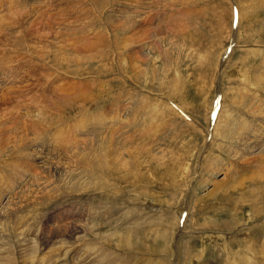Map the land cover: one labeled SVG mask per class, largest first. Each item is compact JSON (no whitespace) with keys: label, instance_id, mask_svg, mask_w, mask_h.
<instances>
[{"label":"rangeland","instance_id":"rangeland-1","mask_svg":"<svg viewBox=\"0 0 264 264\" xmlns=\"http://www.w3.org/2000/svg\"><path fill=\"white\" fill-rule=\"evenodd\" d=\"M114 1L100 17L95 0L36 8L30 32L52 26L79 50L41 48L48 59L3 33L37 5L0 3V90L13 91L1 109L17 107L39 143L82 110L106 119L62 132L45 160H70L52 177L36 165L6 197L17 212L0 222V264H264V0Z\"/></svg>","mask_w":264,"mask_h":264},{"label":"bare ground","instance_id":"bare-ground-1","mask_svg":"<svg viewBox=\"0 0 264 264\" xmlns=\"http://www.w3.org/2000/svg\"><path fill=\"white\" fill-rule=\"evenodd\" d=\"M238 1V0H237ZM2 2V0H0V3ZM33 3H35L37 5V7L35 6H29V7H26V6H23V12H21V18L20 20L17 22V21H14V22H11V23H8L6 24V20L4 21L5 22V26H4V29H3V33H4V37H6L7 39H12L11 40V44L8 42V44L10 46H12L13 48L15 47L16 50L18 49H28L30 51V49L32 48L34 50V52L41 56V57H47V59L49 58V54L51 55H55L57 56V51L59 52H64V53H67V48H69L72 44V41L70 42V46L68 43H60V41L62 42V40L60 39L59 41H57V39L59 38H63V33L62 31L58 30V32H61V36L60 33H55V31L52 29V26H49L51 28H48V31H44L43 34H37L39 33L38 32H34L36 33L37 37L34 35V37H36V41L34 42L33 38L32 39H28L27 37L31 38L33 37V34L32 33L33 31L30 29V27L32 26V21H31V14L35 12L36 8H40V6H49V9L51 7V4H53L55 2L52 3V0H32ZM31 2V3H32ZM67 2V1H66ZM80 2V1H79ZM110 2V4H109ZM114 0H95V3L101 8V10L99 8H95L94 11L97 12L98 16L100 14V16H102L104 13L106 16H110V14L108 13V11H104L102 12V4L104 5H113L114 4ZM63 3V2H62ZM68 3V2H67ZM94 3V2H93ZM77 4V3H76ZM90 4V3H89ZM78 5V4H77ZM82 7V5L84 4H81L79 3V7ZM96 5V6H97ZM242 5V4H241ZM59 6V5H58ZM63 6V5H62ZM74 6V5H73ZM94 6V5H93ZM21 7V6H20ZM60 7V6H59ZM65 7V6H64ZM76 7V5H75ZM112 8V6L110 7ZM121 8V7H120ZM82 8H80L79 10V14H81ZM42 10V9H41ZM116 10V9H115ZM121 9L117 10L116 12H121L120 11ZM47 12V11H46ZM84 12V11H83ZM240 15H242V11L240 10ZM44 13V12H43ZM56 13V12H55ZM133 13V12H132ZM131 13V14H132ZM79 14L77 16H79ZM125 14H128V13H125ZM34 15V14H33ZM52 15V14H50ZM92 15V14H91ZM104 15V16H105ZM99 16V17H100ZM105 16V17H106ZM112 16V15H111ZM115 16V15H114ZM130 16V17H129ZM128 17L129 18H125L126 22L123 23L124 26L126 27L127 24H129V20L131 21V18L133 19L135 16L133 15H129ZM244 16V15H243ZM51 17V16H50ZM80 17V16H79ZM41 18V16H40ZM65 18V17H64ZM102 18V17H101ZM100 18V19H101ZM55 19V18H54ZM104 19V18H103ZM122 19V18H121ZM34 20V19H33ZM74 20V19H73ZM81 20V18L79 19ZM78 20V21H79ZM58 22V21H56ZM84 22V21H83ZM65 23V22H64ZM51 24V23H50ZM61 25V23H59ZM8 25V26H7ZM101 25V24H100ZM131 25V24H130ZM66 26V25H65ZM59 27V25H58ZM58 29V28H57ZM55 28V30H57ZM32 32H30V31ZM84 30V29H83ZM68 32V31H66ZM58 34L59 38H57L58 36H56ZM65 34V33H64ZM67 34V33H66ZM65 36V35H64ZM66 37V36H65ZM64 37V39H66ZM69 37V36H67ZM91 37V36H90ZM1 39L3 38L0 37ZM63 39V40H64ZM69 40V39H68ZM1 41V40H0ZM4 40L1 41V43H3ZM6 41V40H5ZM8 41V40H7ZM86 41V40H85ZM96 41V40H95ZM33 42V44L36 43V45H33L31 44ZM75 42V41H74ZM73 42V43H74ZM0 43V44H1ZM7 43V42H6ZM60 43V45H58ZM4 44V43H3ZM41 44H43V46H41ZM57 44V47L54 48ZM76 45V42L74 43ZM72 44L73 46H71L72 48H75V45ZM7 45V44H6ZM63 45V46H62ZM9 46V47H10ZM77 46V45H76ZM81 46V45H80ZM89 46V45H87ZM70 47V48H71ZM95 47V46H94ZM14 48V50H15ZM41 48H50V51L51 53L47 54L46 51H43ZM54 48V49H53ZM65 48V49H64ZM71 48V49H72ZM31 49V50H32ZM76 49V48H75ZM47 50V49H46ZM49 50V49H48ZM78 50V49H76ZM85 50V49H84ZM94 50V49H92ZM66 51V52H65ZM79 51V50H78ZM14 52V51H12ZM31 52V51H30ZM33 52V54H34ZM96 52V51H94ZM97 53V52H96ZM32 54V55H33ZM34 54V55H36ZM61 54V53H59ZM95 54V53H94ZM14 56V55H13ZM25 56V55H24ZM7 57V55L5 56ZM12 57V56H11ZM27 57V56H26ZM61 57V56H59ZM67 57V56H66ZM70 56H68V59H70L71 61H69V63H72L71 65H74L76 62L75 60H73V58H69ZM85 57V56H84ZM2 58V56H1ZM10 59V58H9ZM18 59V58H17ZM40 59H43V58H40ZM53 59V58H52ZM45 60V58L43 59V61ZM61 60V59H60ZM231 60V57L230 59ZM1 61V59H0ZM17 61V60H16ZM42 61V62H43ZM47 61V60H46ZM45 61V62H46ZM82 61V60H81ZM90 61V60H89ZM58 63V62H57ZM83 63V62H82ZM5 63H3V60L0 62V67H4ZM11 64V62H10ZM32 64V63H31ZM79 64V62L77 63ZM228 64V63H227ZM4 65V66H3ZM50 65V64H49ZM56 65V63H55ZM59 65V64H58ZM65 65V64H64ZM69 65V64H68ZM76 65V64H75ZM70 66V65H69ZM6 67V66H5ZM12 67V66H11ZM77 67V66H76ZM74 68V67H73ZM72 68V69H73ZM13 69V68H12ZM11 71L10 70H6L5 71H10L11 74L10 76H15V72L14 71ZM29 69V68H28ZM78 68H76L77 70ZM227 69V68H226ZM4 70V69H3ZM66 70V69H65ZM68 70V69H67ZM41 71V70H40ZM54 71V70H53ZM42 72V71H41ZM40 72V73H41ZM60 72V71H59ZM227 72V71H226ZM8 74V73H6ZM8 74V75H9ZM28 74V73H27ZM53 74V73H52ZM227 74V73H226ZM5 75V74H4ZM31 75V73H30ZM45 75V74H44ZM235 75V74H234ZM28 76V75H27ZM60 76V75H59ZM227 76V75H225ZM7 76H5V79H6ZM237 77V76H236ZM9 78V77H8ZM13 79V77H10ZM16 78V77H15ZM225 78V77H224ZM238 78V77H237ZM3 79V78H2ZM1 79V81H2ZM21 79V78H20ZM19 79V80H20ZM58 75H57V78L55 79L58 80ZM226 80H229L228 77H226ZM8 81V80H7ZM6 81V82H7ZM15 83V82H14ZM73 84V83H72ZM233 84V83H232ZM11 85V84H10ZM12 86V85H11ZM18 88V87H17ZM225 91V90H224ZM10 92H13V91H10V90H3L1 89L0 90V105L1 104H6L7 102H10V99L11 98H8L10 94ZM172 95V94H171ZM224 96V95H223ZM176 99V98H175ZM178 100V99H176ZM179 102V100H178ZM83 105V104H82ZM14 106H18V103L17 105H14ZM68 106V105H67ZM223 106H221L220 108V115H219V118L221 116V113L223 111ZM71 107V106H70ZM21 108V107H20ZM167 108H170L169 106H167ZM259 109V108H258ZM14 110V111H13ZM13 110L11 111H7L5 112L4 110L1 109L0 107V187H1V190L2 189H5V188H8L9 191L7 192H0V222H3L4 220H8L10 218H13L14 214L17 212L16 211V207H11L8 205V198H6L8 195L11 196L12 193H18L20 191V189L28 182H31L32 181V178L31 176L34 174L33 173V170L36 168V165L38 166V164L42 165L43 168L45 169V172L48 174V176H51L53 173H50L52 171V168H57L58 169V166L59 165H63V160L67 159L66 161H68V159L71 157V156H67L65 153L64 156H58V157H55L53 158L50 162H46L45 160V155L49 152H51L52 154H57L59 151H62V148L63 147H66L65 145H63V142L64 140L60 137L64 136V133L62 132H66L67 134L70 133V129L69 127H77L79 126V128L82 130L81 132L84 133V132H87L88 130L91 132V133H98L100 130H96L94 128H97V129H103V124L102 126L100 125L101 123H97V122H101V121H105L106 119H104L103 115L100 113L99 115L97 116H93V112L92 113H89V111L86 109V110H82L81 113H79L78 115H82L80 116V118L78 119H75L74 116L72 118L69 119V123H65V122H61L59 123V125H56L55 127H53V130H46L45 134H42L44 136H46V141L45 142H42V143H39L33 136L29 135V127L30 125L27 127V124L23 123V121L20 119V116L18 115H15L17 114L19 111H18V108L15 107L13 108ZM170 110L174 113V111L170 108ZM25 111V110H24ZM164 111V110H163ZM260 111V110H258ZM68 112V111H67ZM58 113V112H57ZM166 113V112H165ZM40 114V113H39ZM175 114V113H174ZM260 114V112H259ZM22 115V114H20ZM86 115H91L90 117L86 116ZM165 114H163L164 116ZM176 115V114H175ZM261 121L260 123H264V112L262 111L261 112ZM27 116V115H26ZM105 116V115H104ZM161 115V117H163ZM39 117V116H38ZM52 117V116H51ZM95 117V118H94ZM106 117V116H105ZM257 117V116H256ZM255 117V118H256ZM165 118V116H164ZM164 118H161L164 119ZM219 118H218V122H219ZM62 119V118H61ZM60 119V120H61ZM66 119V118H65ZM73 119V120H72ZM75 119V120H74ZM204 119V118H203ZM25 120V119H24ZM39 120V119H38ZM41 120V118H40ZM44 120V119H43ZM41 120L40 123H43L44 121ZM59 120V121H60ZM225 120V119H224ZM111 121V120H110ZM24 122H27V121H24ZM30 122V121H29ZM35 125L37 124V121H32ZM31 122V123H32ZM36 122V123H35ZM68 122V121H66ZM222 122V121H221ZM51 123H55V122H51ZM103 123V122H102ZM109 124H111L109 122ZM107 124V125H109ZM38 125V124H37ZM51 125V124H49ZM221 125L223 126V124L221 123ZM40 126V125H39ZM219 124L217 123L216 125V130L214 133H217L218 129L219 128ZM40 129V128H39ZM12 130V131H11ZM31 130V129H30ZM190 130V129H189ZM33 131V130H32ZM36 131V130H35ZM69 131V132H68ZM75 131V130H73ZM44 132V131H43ZM76 132V131H75ZM79 132V131H78ZM79 132V133H81ZM250 132V131H249ZM264 132V130H263ZM33 133V132H31ZM36 135L38 132H35ZM243 133V132H242ZM245 133V132H244ZM26 135V136H25ZM40 135V134H39ZM41 135V136H42ZM196 135V134H195ZM199 135V134H198ZM218 135H220V132L218 133ZM253 135V134H251ZM255 136V135H254ZM39 137V136H38ZM197 137V136H196ZM41 138V137H40ZM74 139V138H73ZM198 139V138H197ZM40 140V139H39ZM249 140V139H248ZM69 142V143H68ZM70 139L67 141V146L70 145ZM73 142V141H72ZM71 142V143H72ZM102 144V143H101ZM62 146V147H61ZM249 146V145H248ZM253 147V146H252ZM250 148V146H249ZM43 150V152H42ZM45 151V152H44ZM71 150L69 151V154L68 155H71L70 154ZM208 153V152H207ZM75 156V155H74ZM208 157V156H207ZM205 158V157H204ZM70 160V159H69ZM65 161V163H66ZM205 163V162H204ZM68 164V168H69V164L72 165L71 163H67ZM194 166V165H193ZM66 167V166H65ZM72 167V166H71ZM67 168V169H68ZM211 168V166H210ZM72 169V168H71ZM70 169V170H71ZM188 167L186 168V172H188ZM57 170H55L56 172ZM62 171V170H61ZM60 171H58V173L56 172V177H57V174H59ZM89 172V171H87ZM187 175V173H186ZM52 177V176H51ZM67 176H65L66 178ZM188 178V177H187ZM67 179V178H66ZM69 179V178H68ZM189 180V178H188ZM42 181V180H41ZM45 181V180H44ZM48 181V180H47ZM52 181V180H51ZM49 183V182H48ZM28 185V184H26ZM25 185V186H26ZM29 185H33V184H29ZM44 185V184H43ZM49 185V184H48ZM47 185V186H48ZM185 186V185H184ZM14 189H16L14 191ZM23 190V189H22ZM48 190V189H47ZM184 190V189H183ZM44 192V190H43ZM49 192V191H47ZM45 193V192H44ZM183 193V192H182ZM34 194H36L34 191H33V194L31 196H29L30 198L29 199H32V200H37V197L34 196ZM50 193H47V196L49 195ZM46 195V194H45ZM6 198V199H5ZM28 199V198H27ZM193 199V198H192ZM24 204L22 205L20 203V205L18 206L19 208L23 207ZM176 219V218H175ZM77 238V237H76ZM1 243V242H0ZM8 245V244H7ZM253 245V244H252ZM251 245V246H252ZM9 246V245H8ZM11 248V247H10ZM182 248V247H181ZM252 248V247H251ZM0 250L1 252H4L5 251V243L4 244H1L0 245ZM262 250V249H261ZM260 252V249L259 248H254L253 249V253L254 255L256 256L258 253ZM8 258V257H7ZM10 258V257H9ZM6 260V259H5ZM11 260V259H10ZM8 261V260H7ZM13 264V263H12Z\"/></svg>","mask_w":264,"mask_h":264}]
</instances>
